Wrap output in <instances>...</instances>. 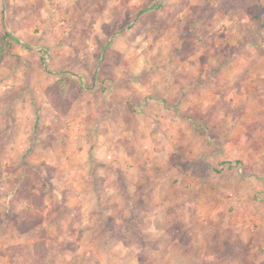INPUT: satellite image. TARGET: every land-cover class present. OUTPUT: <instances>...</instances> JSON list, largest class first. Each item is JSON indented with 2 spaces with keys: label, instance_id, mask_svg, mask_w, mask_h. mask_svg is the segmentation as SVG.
Instances as JSON below:
<instances>
[{
  "label": "rangeland",
  "instance_id": "374dc122",
  "mask_svg": "<svg viewBox=\"0 0 264 264\" xmlns=\"http://www.w3.org/2000/svg\"><path fill=\"white\" fill-rule=\"evenodd\" d=\"M5 31L0 264H264V0H0Z\"/></svg>",
  "mask_w": 264,
  "mask_h": 264
},
{
  "label": "trees",
  "instance_id": "16d2710c",
  "mask_svg": "<svg viewBox=\"0 0 264 264\" xmlns=\"http://www.w3.org/2000/svg\"><path fill=\"white\" fill-rule=\"evenodd\" d=\"M18 38L12 33L5 31L0 34V61L11 52V48L18 43ZM48 95L55 100V105L60 113L67 112L75 100V97L81 93V86L75 77L67 72H61V77L47 89Z\"/></svg>",
  "mask_w": 264,
  "mask_h": 264
}]
</instances>
